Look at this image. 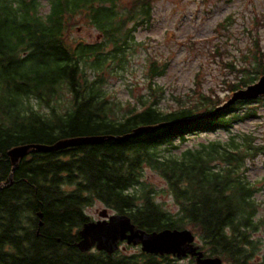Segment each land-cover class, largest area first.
Instances as JSON below:
<instances>
[{
	"label": "trees",
	"instance_id": "1",
	"mask_svg": "<svg viewBox=\"0 0 264 264\" xmlns=\"http://www.w3.org/2000/svg\"><path fill=\"white\" fill-rule=\"evenodd\" d=\"M42 1L0 0V185L11 174L12 147L124 136L140 126L205 116L264 75L257 38L249 67L226 64L241 74L228 81V95L204 93L198 81L192 102L164 111L159 92L150 85L149 96L118 108L104 84L116 69L127 67L134 31L150 23L156 0H45L46 12ZM75 24L94 28L97 39H71ZM166 69V63L151 59L146 77L153 81ZM33 99L46 111L36 108ZM254 102L264 97L239 100L211 118L122 140L28 151L10 184L0 189V264H180L142 251H80L79 230L92 220L85 209L96 201L127 214L139 229L187 228L205 255L220 256L227 264H251L261 243L252 231L264 228V217L257 219L258 188L247 179L246 165L264 155V142L253 132L229 133L226 140L179 151L175 140L217 129L230 132L234 124L254 117V108L238 111ZM145 168L164 179L160 191L171 195L177 211L156 199L159 192L145 179Z\"/></svg>",
	"mask_w": 264,
	"mask_h": 264
},
{
	"label": "rangeland",
	"instance_id": "2",
	"mask_svg": "<svg viewBox=\"0 0 264 264\" xmlns=\"http://www.w3.org/2000/svg\"><path fill=\"white\" fill-rule=\"evenodd\" d=\"M42 2V10L46 12L48 6L45 0ZM69 33L75 41L93 42L97 39L96 30L83 24H75ZM134 37L128 51L127 67L116 69L117 72H113L104 84L109 100L118 108L149 96L150 85L159 92L158 105L164 111L192 102L190 96L198 81L204 93L216 92L225 96L229 94L228 81H237L241 76L226 64H233L236 69L249 67L254 62L257 38H260L264 51V0H156L150 23L138 26ZM151 59L167 64L166 72L153 81L146 77ZM231 96L232 93L225 100ZM66 99L60 100L62 105ZM31 102L36 108L46 111L38 101L33 99ZM250 108L255 110L254 117L234 124L230 132L217 129L190 134L185 141L175 140L179 151L195 148L204 141L226 140L229 133L253 132L259 141L264 142V102L242 105L238 111L243 113ZM246 166L247 179L258 188L254 197L259 203V219L264 217V155L248 160ZM144 177L159 192L156 199L164 202L170 211H177L171 195L160 191L165 188L164 179L148 168L144 169ZM104 208L113 212L100 201L85 211L96 221ZM252 236L260 240L257 255L264 258V228L252 231ZM124 246H121L122 251ZM139 251V248H127L128 254ZM181 262L191 264L190 259Z\"/></svg>",
	"mask_w": 264,
	"mask_h": 264
},
{
	"label": "water",
	"instance_id": "3",
	"mask_svg": "<svg viewBox=\"0 0 264 264\" xmlns=\"http://www.w3.org/2000/svg\"><path fill=\"white\" fill-rule=\"evenodd\" d=\"M264 97V75L256 82L249 84L245 88L238 89L232 93V96L221 106L217 107L211 113L205 116L195 118H187L168 123H160L157 125L140 126L135 128L124 136H84L68 139H61L54 144H24L12 147L8 151L12 169L8 180L0 185V189L10 184L12 181V173L17 168L21 159L28 151L50 152L67 147L102 143L106 140H122L129 137L137 136L146 131H155L166 126H174L187 121H193L201 118H211L217 116L221 111L239 100H254L258 97ZM42 216L38 213V217ZM100 219L90 220L83 224L79 230L80 239L77 247L80 251H89L95 248L112 254L119 249V244L126 241L127 244L141 245L143 252L149 254H171L178 259L187 256L195 257L196 264H221L220 256H207L204 251L195 244L196 236L190 229H162L159 231H145L139 229L131 221L127 214L109 212L104 208L99 212ZM41 225V221L39 222Z\"/></svg>",
	"mask_w": 264,
	"mask_h": 264
},
{
	"label": "flooded vegetation",
	"instance_id": "4",
	"mask_svg": "<svg viewBox=\"0 0 264 264\" xmlns=\"http://www.w3.org/2000/svg\"><path fill=\"white\" fill-rule=\"evenodd\" d=\"M197 243H198V240H197ZM124 244H125V246L123 247V252H125L126 254H128L127 253V248H132V247L139 248V250L142 251L141 245L127 244L126 241H123V242L120 243V246H123ZM93 250H95V248H93ZM152 255L159 257V259H162V257L163 258L164 257H168V258H170L172 260L176 259L178 261V263H180V264H183L181 261L184 260V259L194 260V262H195V257H191V256H187V257L182 258V259H177L175 256H173L171 254H152ZM221 260H222L221 264H227L226 261H224L222 258H221ZM249 263H251V264H253V263L263 264L264 263V258L262 256H259V255L255 254L253 256L252 260L249 261Z\"/></svg>",
	"mask_w": 264,
	"mask_h": 264
}]
</instances>
